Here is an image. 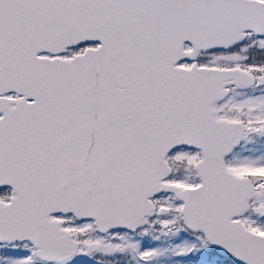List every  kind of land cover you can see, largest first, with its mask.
Listing matches in <instances>:
<instances>
[{
  "label": "snow or ice",
  "instance_id": "snow-or-ice-1",
  "mask_svg": "<svg viewBox=\"0 0 264 264\" xmlns=\"http://www.w3.org/2000/svg\"><path fill=\"white\" fill-rule=\"evenodd\" d=\"M0 264H264V0H0Z\"/></svg>",
  "mask_w": 264,
  "mask_h": 264
}]
</instances>
